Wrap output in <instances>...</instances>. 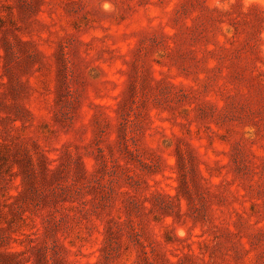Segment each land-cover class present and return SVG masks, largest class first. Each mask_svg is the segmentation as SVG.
I'll list each match as a JSON object with an SVG mask.
<instances>
[{
  "label": "rangeland",
  "instance_id": "1",
  "mask_svg": "<svg viewBox=\"0 0 264 264\" xmlns=\"http://www.w3.org/2000/svg\"><path fill=\"white\" fill-rule=\"evenodd\" d=\"M0 264H264V0H0Z\"/></svg>",
  "mask_w": 264,
  "mask_h": 264
},
{
  "label": "clouds",
  "instance_id": "2",
  "mask_svg": "<svg viewBox=\"0 0 264 264\" xmlns=\"http://www.w3.org/2000/svg\"><path fill=\"white\" fill-rule=\"evenodd\" d=\"M111 8V5H109V4H105V9L107 10V9H110Z\"/></svg>",
  "mask_w": 264,
  "mask_h": 264
}]
</instances>
